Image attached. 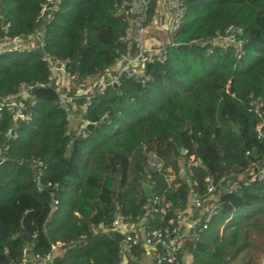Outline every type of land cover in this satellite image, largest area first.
<instances>
[{"label":"trees","instance_id":"obj_1","mask_svg":"<svg viewBox=\"0 0 264 264\" xmlns=\"http://www.w3.org/2000/svg\"><path fill=\"white\" fill-rule=\"evenodd\" d=\"M55 1L0 0V40L33 42L28 54L0 55V99L20 84L34 87L29 121L14 127L6 112L0 117V264H19L24 248L45 256L57 243L60 264H142L153 253L139 242L123 256L112 222L130 227L145 219L148 231L169 230L174 213L186 215L190 194L213 202L206 179L217 213L198 237L186 238L178 262L187 254L192 264H260L264 181L231 194L224 187L264 167V0H178L184 18L172 43L189 48L167 46L165 62L144 63L143 85L122 78L102 94L84 79L137 51L120 41L133 18L129 0ZM156 3L150 0L148 22ZM230 27L242 32L240 51L216 44ZM43 57L67 61L74 76L67 91L48 81ZM58 89L81 113L75 128L57 105ZM85 122L91 128L81 130ZM154 202L169 205L164 217H148L144 208ZM190 209L197 230L206 213Z\"/></svg>","mask_w":264,"mask_h":264},{"label":"built area","instance_id":"obj_2","mask_svg":"<svg viewBox=\"0 0 264 264\" xmlns=\"http://www.w3.org/2000/svg\"><path fill=\"white\" fill-rule=\"evenodd\" d=\"M55 0H48L49 4H52ZM125 6L128 8V14L133 18L129 21V26L125 32L124 38L120 41L127 43L129 46L132 44L136 45L137 51L135 55H128L123 57L117 64L112 67L110 70L102 73L96 74L84 79L85 83H93L96 86V91L98 94H102L107 87L117 88L120 84L122 78L133 80L138 84L143 85L145 83V74H144V63H163L166 60V47H176L172 43L173 35L179 31L182 21L184 18V7L182 3L178 0H157L156 6L160 8V17H165V13L169 15V22L167 24L166 30L168 32V44L165 47H160L158 45H146L145 41L148 36V9L150 7V0H129L125 3ZM46 10V6L43 7V12ZM242 32L240 29L228 28L226 31V36L224 38H219L217 42L228 39L230 42L229 46L236 47L239 51L242 47L241 43L235 42V37L241 35ZM216 42V44H217ZM219 45V44H217ZM220 46V45H219ZM223 47V46H221ZM228 47V46H226ZM33 50L32 41H23L17 37L10 38L5 37L0 40V55L2 54H20V53H30ZM42 62L47 64V69L49 72L48 81L61 82L60 85L62 88H65L66 91L69 89V86H63V82H71L74 80V76L71 75L68 71L67 61L55 60L48 57H43ZM37 87L42 88L43 85H37ZM34 87L28 86L25 84H20L15 93L8 95L5 98L0 99V117L3 112H6L11 118L13 123L18 122H27L30 120V114L27 113V105L29 100L30 91ZM57 105L65 114V120L68 123L69 127L72 128L73 122H75V114L79 111L76 110V106L73 104L72 99L69 98L65 93L60 89L57 91ZM87 103L81 109L84 113L86 107L89 105V98H86ZM34 103L30 102V106ZM89 126L88 123H82L80 129L84 130ZM260 127H257L258 138H262L261 133L259 132ZM84 137L85 134L81 132ZM7 137L11 140L16 138L14 131L10 130L7 133ZM5 151L0 150V155ZM3 162V159L0 158V164ZM150 165L157 169H161V164L156 160L154 156H151L149 159ZM191 165H196L194 160L191 158ZM258 181H264V167L254 168L250 173L248 178L239 177L236 181H231L226 184L224 187V192L227 194L235 193L242 187L248 186L250 183ZM206 192L210 200L213 202L209 205H204L199 199L193 195H189V199L192 200V206L196 210H205V217L197 230H194L190 235L183 232L184 222L186 220V215L184 213H174V219L170 221L171 229L165 230L163 232L152 230L148 231L146 229V220L141 219L138 224L140 226L134 225L128 229L124 228V225L121 223L120 218H116L109 229V232L119 233L123 240L120 243V253L122 254L124 250H128L131 247H135L140 244L147 251V253H153V264H182V258L178 262L179 253L183 247V244L188 236L198 237V233L207 229V224L210 222L211 217L217 213V207L215 204L216 197L213 195L214 184L211 179H206ZM56 202L52 205V210L56 209ZM145 212L148 217H152L153 214H159L161 217H164L169 209V205H166L160 209L156 208V202L154 205H147ZM123 228L125 230H123ZM102 231H105L101 228ZM108 232V229L105 231ZM111 234V235H112ZM62 244L52 245L50 252L45 256L34 255L30 256L28 254V248H24L22 251L21 262L19 264H51L53 256L61 250ZM157 246H160L165 253L159 251Z\"/></svg>","mask_w":264,"mask_h":264},{"label":"crops","instance_id":"obj_3","mask_svg":"<svg viewBox=\"0 0 264 264\" xmlns=\"http://www.w3.org/2000/svg\"><path fill=\"white\" fill-rule=\"evenodd\" d=\"M160 12H161L160 11V8H158L156 6V14L153 17L152 21L153 20H156L155 23L158 22V23H160L163 26H167V24L169 22V15H168V13L167 14L165 13V17H160L159 16L160 15ZM154 42H156V41L153 40V39H151V38H149L147 36V40L145 41V44L146 45H153L152 43H154ZM75 116L76 117H75V122L74 123H76V125H77L78 122H80V120H81V113L80 112H77L75 114ZM172 178H173V176H171L169 179L172 180ZM191 205H192V200L189 199V207H188V209L186 211V220L184 222V228H183V232L185 234H188V235H190L196 229V226L198 225V222H199L198 219L197 220H193L192 219L193 210L190 209ZM138 226H140V224H138L137 227ZM130 227H132V226H130ZM130 227L127 226V225H124V228L125 229H128ZM124 228H123V230H125ZM58 252H61V251H58ZM126 252H127V249L123 251V253H122L123 256L126 254ZM152 256H153V254L152 255H148L147 256V260L145 262H143L142 264H153V257ZM181 258H182V264H192V259H191L190 255L184 254ZM123 264H125V262H123Z\"/></svg>","mask_w":264,"mask_h":264},{"label":"rangeland","instance_id":"obj_4","mask_svg":"<svg viewBox=\"0 0 264 264\" xmlns=\"http://www.w3.org/2000/svg\"><path fill=\"white\" fill-rule=\"evenodd\" d=\"M56 1L52 2L54 4ZM45 11V10H44ZM156 20H153L151 23L148 24V37L155 40L156 42L152 43L155 46L158 45L160 47H165L168 44V32L166 30V27L161 25L160 23L156 22ZM217 44H219L220 46L226 47L230 45V42L228 39H225L223 41H219L217 42ZM148 46V45H147ZM63 86H69L70 87V82L68 84V82H63L62 83ZM90 87L88 86L87 89H89ZM86 89V90H87ZM82 90V89H80ZM81 93V91L79 92V94ZM78 124L76 125V123L73 122L72 128L77 127ZM260 264H264V259H263V255H260ZM233 264H239L238 262H235Z\"/></svg>","mask_w":264,"mask_h":264},{"label":"water","instance_id":"obj_5","mask_svg":"<svg viewBox=\"0 0 264 264\" xmlns=\"http://www.w3.org/2000/svg\"><path fill=\"white\" fill-rule=\"evenodd\" d=\"M39 32H41V28L39 29ZM189 47L188 46H183V45H179L177 46V49H181V50H185V49H188ZM88 128L90 129L91 126H88ZM181 152L183 153V150H181ZM28 165V164H26ZM142 189H143V192H144V196L149 199L152 197V192H151V188L149 187L148 184H143L142 185ZM112 237L116 240L117 243H121L123 238L122 236L119 234V233H113L112 234ZM23 239L26 240V236H23ZM157 249L159 251H162L163 253H165V251L160 247V246H157ZM61 260H62V252H58L51 260V264H60L61 263Z\"/></svg>","mask_w":264,"mask_h":264}]
</instances>
